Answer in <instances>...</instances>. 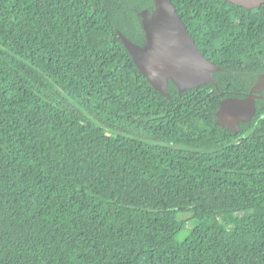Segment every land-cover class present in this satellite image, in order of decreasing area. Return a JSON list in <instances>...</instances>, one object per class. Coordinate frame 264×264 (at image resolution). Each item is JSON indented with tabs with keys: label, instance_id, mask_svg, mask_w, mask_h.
I'll return each mask as SVG.
<instances>
[{
	"label": "trees",
	"instance_id": "16d2710c",
	"mask_svg": "<svg viewBox=\"0 0 264 264\" xmlns=\"http://www.w3.org/2000/svg\"><path fill=\"white\" fill-rule=\"evenodd\" d=\"M171 1L218 89L139 72L117 31L153 0H0V264H264V125H212L264 71V5Z\"/></svg>",
	"mask_w": 264,
	"mask_h": 264
},
{
	"label": "water",
	"instance_id": "95a60500",
	"mask_svg": "<svg viewBox=\"0 0 264 264\" xmlns=\"http://www.w3.org/2000/svg\"><path fill=\"white\" fill-rule=\"evenodd\" d=\"M247 11L264 5V0H222ZM151 16L140 20L143 42L136 44L117 31L135 66L151 87L167 99L171 82L178 93L205 84L218 86L214 81L221 68L208 60L197 48L194 39L179 18L171 0H153ZM264 73L249 93L242 98H226L219 103L216 114L220 126L239 131V123L249 122L256 113V101L263 98Z\"/></svg>",
	"mask_w": 264,
	"mask_h": 264
},
{
	"label": "flooded vegetation",
	"instance_id": "af4514ba",
	"mask_svg": "<svg viewBox=\"0 0 264 264\" xmlns=\"http://www.w3.org/2000/svg\"><path fill=\"white\" fill-rule=\"evenodd\" d=\"M263 6V5H262ZM237 10H245L243 8L237 7L235 6ZM261 7V6H260ZM258 7V8H260ZM154 9V5H150V6H146V7H142L140 5H137L135 7V10L137 11V17L138 20L140 21L142 19V16H146L149 17L151 16L152 12ZM257 9V8H255ZM250 11V10H249ZM141 24V23H140ZM264 64L261 65L260 68H263ZM253 69L255 70V72H253ZM264 71L262 72H256V68L254 66H251L248 62L246 64H243L240 66V71L237 72V77L235 79H233V88L235 89L234 91H230V92H226V96L221 99L218 102V109H219V103L226 99V98H242L244 97L246 94L249 93L250 89L252 88V86L255 84V82L257 81L258 76H260L261 74H263ZM252 77H254V81H252ZM262 97L264 98V91L262 93ZM218 109L215 112V117L212 120V125L222 128V133H233L230 134L231 139H235V144H241L243 138H246L247 133H252V131L257 127V126H261L264 125V113L260 114L258 113L257 119L254 121V117L257 114V111L254 115V117L246 123H239V131L235 132V131H231L227 128H224L222 126L219 125L220 122H222L220 119L217 118L216 114L218 112ZM253 126V128H252ZM253 129V130H252Z\"/></svg>",
	"mask_w": 264,
	"mask_h": 264
},
{
	"label": "rangeland",
	"instance_id": "374dc122",
	"mask_svg": "<svg viewBox=\"0 0 264 264\" xmlns=\"http://www.w3.org/2000/svg\"><path fill=\"white\" fill-rule=\"evenodd\" d=\"M187 232L185 230H182L177 236H176V240L177 241H181L183 240V238L186 236Z\"/></svg>",
	"mask_w": 264,
	"mask_h": 264
}]
</instances>
